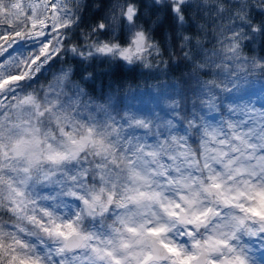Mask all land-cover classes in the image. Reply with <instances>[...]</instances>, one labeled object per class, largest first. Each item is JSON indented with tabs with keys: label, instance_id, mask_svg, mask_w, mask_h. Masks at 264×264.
Segmentation results:
<instances>
[{
	"label": "clouds",
	"instance_id": "clouds-1",
	"mask_svg": "<svg viewBox=\"0 0 264 264\" xmlns=\"http://www.w3.org/2000/svg\"><path fill=\"white\" fill-rule=\"evenodd\" d=\"M0 264H264V0H0Z\"/></svg>",
	"mask_w": 264,
	"mask_h": 264
}]
</instances>
